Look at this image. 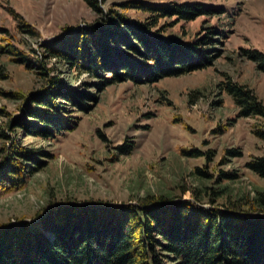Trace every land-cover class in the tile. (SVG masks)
I'll return each mask as SVG.
<instances>
[{
	"label": "rangeland",
	"instance_id": "374dc122",
	"mask_svg": "<svg viewBox=\"0 0 264 264\" xmlns=\"http://www.w3.org/2000/svg\"><path fill=\"white\" fill-rule=\"evenodd\" d=\"M124 1L128 0H105L104 12L110 6L130 18L142 21L150 17L147 10L122 6ZM139 1L223 5L224 12L198 14L192 19L160 16L157 22L164 33L185 39L201 37L208 24L226 28L213 45L212 61L155 81L124 79L104 86H95L97 78L87 72L75 75L71 71L72 76H66L69 83L95 97L85 110L74 109L72 129L45 139L11 128L24 114L25 95L41 87L43 80L16 60L6 45L12 43L25 51L33 47L41 55L45 43L69 29L97 23L98 14L84 0H0V130L11 137L0 136V161L4 147L15 141L40 149L37 153L43 160L34 171L25 173L18 188L0 192V226L38 219L49 207L64 201L136 203L148 192L186 199L194 198L193 189L199 187L202 204L210 205L212 187L224 184L234 199L241 194L252 196L255 187L264 184L262 177L245 166L252 156L264 153V136L255 132L264 130V117L238 115V107L222 86L230 76L253 88L264 103V70L243 51L256 48L264 52V0ZM22 23L33 26L38 35L24 32ZM47 66L57 67L62 75L69 72L66 62L56 56L47 58ZM125 142L132 147L120 152L117 146ZM231 148L240 152L228 151ZM43 150L47 153L42 154ZM197 166L207 175H198ZM221 170L234 171L235 176L221 174L219 183ZM224 199L218 196L216 202Z\"/></svg>",
	"mask_w": 264,
	"mask_h": 264
},
{
	"label": "trees",
	"instance_id": "16d2710c",
	"mask_svg": "<svg viewBox=\"0 0 264 264\" xmlns=\"http://www.w3.org/2000/svg\"><path fill=\"white\" fill-rule=\"evenodd\" d=\"M84 1L98 14V22L67 30L45 43L41 55L33 47L25 51L12 43L6 45L16 60L43 80L41 87L25 95L24 114L12 123L7 121L12 129L45 139L72 129L76 124L74 109L85 110L95 96L69 83L66 76H72L71 71L95 76V86L124 79L155 81L209 64L216 53L213 45L227 30L218 23L208 24L201 37L185 39L164 33V27L157 25L160 16L192 19L198 14L224 12L223 5L122 2L124 7L149 11L150 17L141 21L110 6L104 12L105 0ZM21 28L34 37L38 35L28 23H22ZM243 51L264 70L263 51ZM50 56L65 61L68 74L47 66ZM222 86L238 107V115L264 117V103L253 88L230 76ZM255 132L264 136L263 129ZM0 136L10 137L4 130ZM117 147L120 152H129L132 143ZM4 149L0 192L18 188L25 181V173L43 161L37 153L40 149L23 146L20 141ZM228 151L240 152L236 148ZM24 160L29 162L23 166ZM245 166L264 179V153L252 156ZM195 169L198 175H207L205 169ZM221 174L235 176L234 171L221 170L219 183ZM219 186L209 192L210 205L202 204L199 187L193 189L194 198L186 199L148 192L136 203L95 200L52 205L38 219L0 226V264H264V184L255 187L252 196L241 194L234 199L224 184ZM218 196L226 199L216 202Z\"/></svg>",
	"mask_w": 264,
	"mask_h": 264
}]
</instances>
